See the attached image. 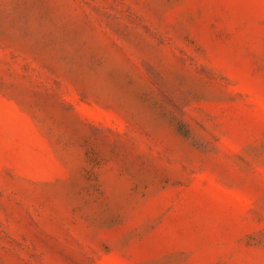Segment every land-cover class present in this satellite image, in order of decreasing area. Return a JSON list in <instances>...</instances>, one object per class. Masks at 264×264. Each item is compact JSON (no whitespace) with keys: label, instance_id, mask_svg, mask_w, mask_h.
I'll use <instances>...</instances> for the list:
<instances>
[{"label":"rangeland","instance_id":"rangeland-1","mask_svg":"<svg viewBox=\"0 0 264 264\" xmlns=\"http://www.w3.org/2000/svg\"><path fill=\"white\" fill-rule=\"evenodd\" d=\"M0 264H264V0H0Z\"/></svg>","mask_w":264,"mask_h":264}]
</instances>
